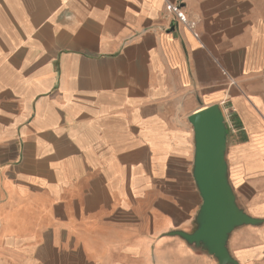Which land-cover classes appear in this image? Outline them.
Masks as SVG:
<instances>
[{
	"label": "crops",
	"instance_id": "crops-1",
	"mask_svg": "<svg viewBox=\"0 0 264 264\" xmlns=\"http://www.w3.org/2000/svg\"><path fill=\"white\" fill-rule=\"evenodd\" d=\"M214 104L261 220L228 248L264 264V0H0V264H216L170 236Z\"/></svg>",
	"mask_w": 264,
	"mask_h": 264
},
{
	"label": "water",
	"instance_id": "water-1",
	"mask_svg": "<svg viewBox=\"0 0 264 264\" xmlns=\"http://www.w3.org/2000/svg\"><path fill=\"white\" fill-rule=\"evenodd\" d=\"M193 129L194 180L201 203L191 233L173 232L193 251L213 258L216 264H238L229 251L231 234L246 226L257 227L238 203L228 163L229 125L218 105H210L187 119Z\"/></svg>",
	"mask_w": 264,
	"mask_h": 264
},
{
	"label": "built area",
	"instance_id": "built-area-1",
	"mask_svg": "<svg viewBox=\"0 0 264 264\" xmlns=\"http://www.w3.org/2000/svg\"><path fill=\"white\" fill-rule=\"evenodd\" d=\"M169 10L172 11L173 14H175V16L178 19V21H180L181 23H185L184 16H182V13L176 7H173V8L169 7ZM229 128H231L230 125H229Z\"/></svg>",
	"mask_w": 264,
	"mask_h": 264
},
{
	"label": "rangeland",
	"instance_id": "rangeland-1",
	"mask_svg": "<svg viewBox=\"0 0 264 264\" xmlns=\"http://www.w3.org/2000/svg\"><path fill=\"white\" fill-rule=\"evenodd\" d=\"M225 116H226V114H225ZM226 121H227V117H226ZM229 121H230V117H229ZM228 124V123H227ZM230 127H231V125H230ZM232 129L231 128H229V131H228V139H227V141H228V151H229V149L231 148V146L233 145V143H234V141H233V139H232Z\"/></svg>",
	"mask_w": 264,
	"mask_h": 264
}]
</instances>
